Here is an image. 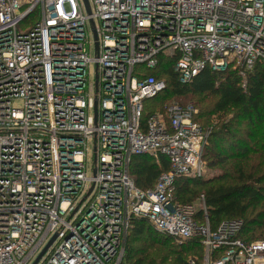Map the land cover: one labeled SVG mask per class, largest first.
<instances>
[{
  "label": "built area",
  "instance_id": "1",
  "mask_svg": "<svg viewBox=\"0 0 264 264\" xmlns=\"http://www.w3.org/2000/svg\"><path fill=\"white\" fill-rule=\"evenodd\" d=\"M87 2L0 0V264H121L135 220L197 240L188 264H264L240 222L212 230L203 196L177 200V179L203 176L211 132L193 105L143 120L165 82L138 71L164 57L181 84L230 69L244 87L264 65V0ZM135 156L168 163L151 189L130 176Z\"/></svg>",
  "mask_w": 264,
  "mask_h": 264
},
{
  "label": "trees",
  "instance_id": "2",
  "mask_svg": "<svg viewBox=\"0 0 264 264\" xmlns=\"http://www.w3.org/2000/svg\"><path fill=\"white\" fill-rule=\"evenodd\" d=\"M138 71L145 77L165 82L162 92L145 101L143 120L150 114L162 113L169 99L189 94L215 99L194 117L198 124V120L220 114L216 125L200 124L211 132L203 150V162L217 175L207 180L177 179V200L194 205L203 196L212 230L222 221H238L241 230L237 238L245 242L264 241V65L254 66L244 87L238 72L230 69L204 70L190 83L181 84L172 70V62L164 57L155 69L138 67ZM229 114L228 119L222 120V116ZM203 121L208 124L207 119ZM167 169L168 163L162 157L157 164L149 156H135L129 165L135 186L143 191L151 189ZM196 218L204 221L201 209ZM202 249L197 240L175 245L171 237L155 232L145 220H135L128 231L121 264H158L159 261L161 264L168 258L173 264H188L193 256L202 257ZM186 254L191 257L187 259Z\"/></svg>",
  "mask_w": 264,
  "mask_h": 264
},
{
  "label": "rangeland",
  "instance_id": "3",
  "mask_svg": "<svg viewBox=\"0 0 264 264\" xmlns=\"http://www.w3.org/2000/svg\"><path fill=\"white\" fill-rule=\"evenodd\" d=\"M213 100H215V99L213 97H211V96H197V95L189 94V95L181 96V97H178V98H171V99L168 100V102L169 103H176V104H178L180 106L193 105L194 109L197 111V114L194 117H197L199 115V113H200V109L205 107L208 103L212 102ZM166 104H168V103H165V105ZM219 115L220 114H216V115H213V116H208V118H206L207 121H208V124L204 123V121H203V120H206V119L198 120V121H199V123L201 125L204 124V125H207V126H209V125L210 126H214V125H216L217 122L220 121V119H219L220 116ZM230 116H231V114H229L227 116H222V120H226ZM203 128L209 129L208 127H205V126H203ZM215 175H217V172L210 171L209 168L207 169L205 167L204 172H203V176L201 178H203L204 180H207V179H210L212 177H215ZM193 203H194L195 208L198 207V201L195 200ZM226 221H229V220H225V221H222V222H226ZM256 233L258 234L259 232L256 231ZM172 241H173V243L175 245H178V243L174 239H172ZM136 245L139 246V244H136ZM188 255L187 254L184 255V257L189 259L191 257V255H189V256ZM172 262H173V260L171 258H168L166 263H161V264H173ZM157 263L160 264V261L157 262Z\"/></svg>",
  "mask_w": 264,
  "mask_h": 264
},
{
  "label": "water",
  "instance_id": "4",
  "mask_svg": "<svg viewBox=\"0 0 264 264\" xmlns=\"http://www.w3.org/2000/svg\"><path fill=\"white\" fill-rule=\"evenodd\" d=\"M83 1H84V3H85L86 10H87V12L89 13V5H88L87 0H83ZM91 24H92V23H91ZM94 110H95V112H96V104H95V106H94ZM54 238H55V237H53V238L49 241V243L46 245V247L42 250V252L40 253V255L37 257V259H36L35 262H37V260L43 255V253L46 251V249H47V248L50 246V244L53 242Z\"/></svg>",
  "mask_w": 264,
  "mask_h": 264
}]
</instances>
